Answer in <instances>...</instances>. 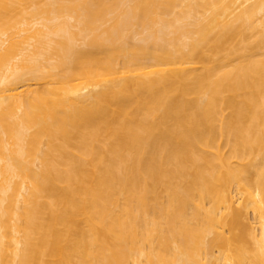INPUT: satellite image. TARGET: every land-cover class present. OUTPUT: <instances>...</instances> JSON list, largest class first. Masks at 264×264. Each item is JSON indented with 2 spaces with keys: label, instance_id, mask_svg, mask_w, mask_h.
Masks as SVG:
<instances>
[{
  "label": "bare ground",
  "instance_id": "6f19581e",
  "mask_svg": "<svg viewBox=\"0 0 264 264\" xmlns=\"http://www.w3.org/2000/svg\"><path fill=\"white\" fill-rule=\"evenodd\" d=\"M0 264H264V0H0Z\"/></svg>",
  "mask_w": 264,
  "mask_h": 264
}]
</instances>
